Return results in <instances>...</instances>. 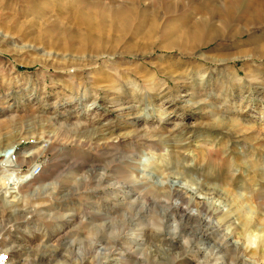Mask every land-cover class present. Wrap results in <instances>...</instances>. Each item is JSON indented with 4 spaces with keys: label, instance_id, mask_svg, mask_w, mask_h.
<instances>
[{
    "label": "rangeland",
    "instance_id": "1",
    "mask_svg": "<svg viewBox=\"0 0 264 264\" xmlns=\"http://www.w3.org/2000/svg\"><path fill=\"white\" fill-rule=\"evenodd\" d=\"M170 1L0 0V250L16 264H234L226 247L264 264L251 254L264 218V25L248 15L264 1L242 0L223 33L220 16L204 17L199 38L188 32L200 17ZM207 1L221 2L195 7ZM35 167L10 193L3 177ZM165 186L185 210L228 214L212 220L218 234L180 218L171 230L155 200L122 207ZM202 240L219 251L193 258Z\"/></svg>",
    "mask_w": 264,
    "mask_h": 264
},
{
    "label": "bare ground",
    "instance_id": "2",
    "mask_svg": "<svg viewBox=\"0 0 264 264\" xmlns=\"http://www.w3.org/2000/svg\"><path fill=\"white\" fill-rule=\"evenodd\" d=\"M201 1H204V0H185V2H184V0H174L173 1L174 4H176V6L177 5L180 6L179 8L182 11H189L190 16L198 15L200 17V21L196 22L194 27L190 28V29H192V31L188 32V34H190L191 37H194V36H196L198 38L199 37H205V36L209 37V34H210L209 31H210L211 24H210L209 20H204V17H206V16H209V17H214L217 15L220 16L221 17V25H222L221 31H222V33L224 31H226V29H227L226 27H228L229 24L231 23V21L233 20V17L235 16V14L237 12L238 5L242 0H221L220 3H217L216 1H210V2L207 1V3L203 7H201V8L195 7L196 4L198 2H201ZM163 2L166 3L167 0H163ZM170 2H172V0ZM170 6H171V4H170ZM171 8L175 9V11H178V9L176 7H174L173 5L171 6ZM248 15H251L252 19L256 17L255 19H257L258 24L264 25V3L262 5H256V4L253 5V7H251V9L248 11ZM196 28H199L200 30H197ZM5 159H6L5 157H0V162L4 161ZM6 172H8V170L4 169L3 173H6ZM15 172L16 171L11 172V173L9 172V174L6 175V177L5 176L3 177L4 180H7L6 184L7 185L9 184L8 189L11 190L10 193H15L16 191H18L19 188H21L23 184L27 183L31 179L30 178L31 175L27 174L26 176H22L18 172H16V173ZM134 184H136V183H134ZM141 189H142V193H139L138 195L136 193L135 196L136 195L137 196L135 197V199H133L129 203H123L122 207L126 206V207L131 208L135 204H138L142 201H143V204H145V203L149 202L150 200H153V201L155 200L156 201V202L154 201L155 204H157V203L159 204V202H162V204H163L162 210L163 211H162L161 216H162L163 220H167V222L170 223L169 228L171 230L177 229V227H179V223L181 221H184V222L185 221L186 222L195 221V223L198 226H202V228H200V227L198 228V231H201L202 229H204L202 231H204L208 236L209 235H216V234H218V231L215 228H219V225L217 224L216 227L212 226V220L219 217V218H221V221L223 222L224 218L227 217V215H228V214L225 215L222 213H216L214 211L209 210L203 201L202 202L197 201L193 205V208L189 207L190 208L189 210H185L183 208V206H184V204H186L185 203L186 197L183 196L184 193H182V190H180L177 187L171 188V187L165 186V187L159 188L158 190L149 189L147 187H143ZM172 199H174L173 203H167ZM146 205L147 204L143 205L142 209L144 207H147ZM164 205H165V207H164ZM170 206H171V208H170ZM160 207H162V206H160ZM181 209H184V210H181ZM129 212H131V210ZM141 212H142V214L148 215L147 211H141ZM178 212H181V213H180V215L177 216ZM155 215H156V213H155ZM177 218H180L181 221L180 220L178 221ZM253 220H255V219H253ZM251 227L252 226H249L247 223L244 226L245 230L243 229L242 234H244V236H245V235H248L249 233H251ZM260 227H261V229H263V231L261 233L262 238H261L260 242L256 245L257 247L259 246V248H256V249L251 251V254H253V255L258 254V250H260V252L262 254L264 253V249H262V248H264V218H263V224ZM201 244H202V246H204L202 248V250H199V252L201 251V253L197 252L193 256V258H198V259H199V257L204 258L205 255H207L209 253H213L214 249L216 250V252L219 249V248L217 249L214 245H208V243H206L205 240H202ZM0 247H2L1 244H0ZM3 247H5V246H3ZM2 248H1V250L5 251V253L7 255L6 256L7 260H8L7 263L8 264H16V262H13V255L11 254V252H9V250L7 248L6 249H2ZM223 250L224 251L227 250L228 252L231 253L230 257H231L232 262H234V264H245L240 259V257L238 256L239 253H241L238 248L226 247V249H223ZM98 251H96V252H98Z\"/></svg>",
    "mask_w": 264,
    "mask_h": 264
},
{
    "label": "built area",
    "instance_id": "3",
    "mask_svg": "<svg viewBox=\"0 0 264 264\" xmlns=\"http://www.w3.org/2000/svg\"><path fill=\"white\" fill-rule=\"evenodd\" d=\"M12 160H13V157H12ZM39 172V168L38 167H35L32 169V172H31V178L32 177H35ZM7 255H5V253L3 251L0 250V264H7Z\"/></svg>",
    "mask_w": 264,
    "mask_h": 264
}]
</instances>
